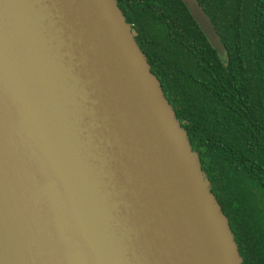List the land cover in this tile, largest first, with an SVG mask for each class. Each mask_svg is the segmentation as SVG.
Instances as JSON below:
<instances>
[{"label": "water", "instance_id": "1", "mask_svg": "<svg viewBox=\"0 0 264 264\" xmlns=\"http://www.w3.org/2000/svg\"><path fill=\"white\" fill-rule=\"evenodd\" d=\"M0 264H242L116 0H0Z\"/></svg>", "mask_w": 264, "mask_h": 264}, {"label": "trees", "instance_id": "2", "mask_svg": "<svg viewBox=\"0 0 264 264\" xmlns=\"http://www.w3.org/2000/svg\"><path fill=\"white\" fill-rule=\"evenodd\" d=\"M234 235L242 264H264V0H116Z\"/></svg>", "mask_w": 264, "mask_h": 264}]
</instances>
